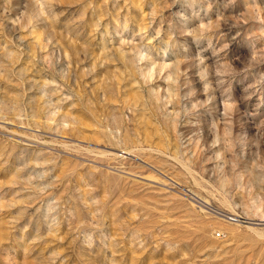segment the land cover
I'll return each mask as SVG.
<instances>
[{"label": "rangeland", "instance_id": "obj_1", "mask_svg": "<svg viewBox=\"0 0 264 264\" xmlns=\"http://www.w3.org/2000/svg\"><path fill=\"white\" fill-rule=\"evenodd\" d=\"M0 264H264V0H0Z\"/></svg>", "mask_w": 264, "mask_h": 264}]
</instances>
